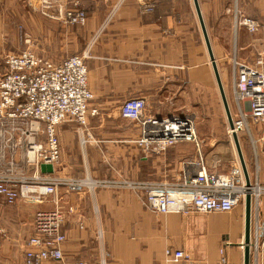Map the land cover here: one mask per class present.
I'll use <instances>...</instances> for the list:
<instances>
[{
  "label": "crops",
  "instance_id": "obj_1",
  "mask_svg": "<svg viewBox=\"0 0 264 264\" xmlns=\"http://www.w3.org/2000/svg\"><path fill=\"white\" fill-rule=\"evenodd\" d=\"M55 1L63 10L83 9L87 20L84 25L64 26L53 18L54 21L44 23L39 17L38 28L52 30L53 24L56 40L54 53L42 52L43 56L61 61L71 55L84 54L89 85L95 96L90 107L98 109V114L88 117L86 131L92 135V140L85 147L81 144L83 134L76 122H66L58 128L61 157L56 175L124 177L166 183L181 180L184 168L182 147H174L176 144L162 154H144L134 142L140 132L139 124L121 116V105L129 98L141 97L146 101V114L155 117L179 114L191 109L190 106L206 105L207 91L212 85V66H209L207 45L194 0ZM16 2L0 0V14L22 8V14H28L25 25L31 29L36 22L30 16L39 14L36 9L39 0ZM144 2L155 3L154 10L145 12ZM230 2L210 0L205 5L202 0L198 1L216 63L226 53L222 47L228 46L238 60L245 59L256 65L258 58L264 59V0H235L234 6L239 11L259 22L260 30L255 34L246 28L238 30L235 27ZM59 7L50 12L57 15ZM224 18L229 21V34L222 39L217 32L221 30ZM235 107L237 117L236 99ZM216 126L215 121L204 118L203 124L198 123L199 138L208 136L209 130ZM228 127L227 118L224 129L228 130ZM252 129L256 130L251 124V133L248 134L255 145L258 137L253 136ZM237 135L242 150L240 139L243 133ZM231 138L224 135L220 140L215 136L210 147L203 152L209 170L225 183L233 179L232 170L236 167L242 169L245 181L233 136ZM242 155L251 184L259 182L264 185V179L260 177H255L253 182L254 170L258 167L256 152L252 154L243 150ZM263 159L259 158L261 171ZM57 198L65 213L64 259L40 264H164L168 248L184 249L198 261L220 260V251L224 249L229 262L243 264L244 251L239 248V243L244 239V232L239 233L241 230H237L239 224L236 222L231 226L227 224V227L222 225L219 220L222 217H217L218 214L157 213L147 206L144 193L129 189L97 188L92 192L60 187ZM254 202L252 195V208ZM241 205L244 207L242 220L245 229V198ZM51 206L23 200L8 204L0 197V264H24L26 242L34 233L35 214ZM255 213L264 220L263 195L259 200V211L255 208ZM200 214L219 220L215 236L221 239V244L210 254L199 255L192 249V222ZM232 239L240 250V257L235 261L228 250L233 245ZM260 258L259 263L264 264ZM250 262L256 264V257Z\"/></svg>",
  "mask_w": 264,
  "mask_h": 264
},
{
  "label": "built area",
  "instance_id": "obj_2",
  "mask_svg": "<svg viewBox=\"0 0 264 264\" xmlns=\"http://www.w3.org/2000/svg\"><path fill=\"white\" fill-rule=\"evenodd\" d=\"M142 5L145 12L154 10L149 3ZM51 7V0H42L45 16L67 25L86 23L87 15L79 7L67 10L59 7L57 15L50 12ZM239 15L237 11L238 26L246 27L252 34L260 30L258 21ZM262 66V57L257 60V66L234 59V95L239 113L233 121L234 128L227 130L232 137L234 131L250 132L251 124L255 127L260 134L257 141L262 144V149L256 152L257 163L264 157V70L259 68ZM5 68L0 77V197L8 204L19 200L54 204L53 208L36 212L34 233L26 242L24 264L64 259L65 213L57 198L60 187L92 192L97 188L129 189L144 193L147 206L154 212L183 215L229 213L244 201L248 191L254 190L246 186L242 169L238 167L232 170L233 179L229 183L209 170L191 114L150 116L141 97L125 100L121 116L138 122L140 132L134 142L144 154H162L179 143L194 145L193 154L182 158L181 180L166 183L124 177L58 176L55 173L61 157L58 128L66 122H76L85 147L92 140L86 131L88 117L98 114L97 108L90 107L95 96L89 85L85 55L75 54L54 62L24 50L8 54ZM42 164H52L54 173H42ZM256 186L260 193L254 192L253 206L256 204L259 211L264 185L257 182ZM255 221L249 247L256 264H260L259 257L264 255V220L257 213ZM245 247L242 239L239 248L244 251ZM220 253V260L198 261L184 249L168 248L164 264H232L226 259L224 249Z\"/></svg>",
  "mask_w": 264,
  "mask_h": 264
},
{
  "label": "rangeland",
  "instance_id": "obj_3",
  "mask_svg": "<svg viewBox=\"0 0 264 264\" xmlns=\"http://www.w3.org/2000/svg\"><path fill=\"white\" fill-rule=\"evenodd\" d=\"M202 1H203V4H205V5H207V2L208 3L210 2V0H202ZM230 1L231 2L228 5L230 8V12H231L230 14L233 15V17L235 18V20H234L235 27L238 28V30L240 28H246L244 26H238L236 24L235 12H237V11L240 12L241 15H239V17L240 16L250 17V16L241 10L239 11L238 10L239 8L234 6L235 0H230ZM19 2H22V0H17L16 3H19ZM51 2H52V7L50 8V10H52V8H54V10H57L59 5L56 3L55 0H51ZM150 5L156 6L155 3H152ZM36 9L40 15L38 14L39 15L38 16L36 14V16H30L31 20L36 22V25L31 26V29L25 25V16L28 14L23 15L22 14V8H14L13 11L9 14H7V13L0 14V77L5 73V70H6V68H5V57L8 54L19 53V52H22L24 50H31L32 52L36 53L38 56L46 58L43 56L44 55L43 53L50 51L53 54L54 51L56 50V44H55L56 40L54 38L55 33H54L53 24H51L52 30L50 28H46V27H44L43 29L38 28L39 17L42 19V22H44V23L47 22V20L49 22L53 19H51L50 17H47L43 14V12H42V0H39V6H37ZM194 17L196 19V23H197L199 33L202 36L201 28H200V25H199V22L197 19V14H196L195 10H194ZM250 18H252V16ZM185 19H186V17H185ZM58 22H60V21H58ZM60 23L64 26H72V25H67L63 22H60ZM43 26H44V24H43ZM228 26H229V21L224 18L222 20V23H221V30L219 32H217L218 35L222 37V39H225L229 34V31L227 30ZM194 37H196V35L192 37L193 43L196 41V39ZM197 39H198V37H197ZM60 41L61 40L59 39L58 44H60ZM219 41H221V40H219ZM57 49H58V47H57ZM222 50H223V53H225V51H226V53L224 54V58H221L219 60V62H217V63H218V69L220 72L222 83L224 86L226 98L228 101L230 113H231V116L233 118V116L235 117V113H236L235 95H234L233 61H234V59H237V58L235 57V55H233L232 48H230L228 46H223ZM207 56H208V52H207ZM46 59L54 61L53 59H50L49 57ZM208 60H209V66L211 67L212 64H211V60H210L209 56H208ZM257 60H256V65H251V63H249L248 60L245 61V59L241 60V61L246 62L248 65H251V66H257ZM54 62H58V61H54ZM259 68L264 70L263 66L259 67ZM211 72H212V74H211L212 85H211V90L207 91L208 92V96H207L208 98H207L206 105L205 106L201 105V107L190 106L191 109H188L187 111L185 110L184 112L179 113L182 115L191 114L194 117V121L196 123L197 129H198V123L202 122V124H203L204 118H209V119H212L213 121L216 122V124H217L216 128L210 129L208 136H204L202 139L199 138L201 145H202L203 152L205 149L210 147V143L212 140H214L213 138H215V136H219L220 140L223 139L224 135H226V138H230V140L232 139L228 133H227L228 135L226 134L227 129H224L226 127L227 115H226V111L224 109V105H223L221 98H220L219 89H218L217 82L215 80V76H214V72H213V67H212ZM233 113H234V115H233ZM235 119H236V117H235ZM220 123H221V127L219 126ZM240 133H243V135L241 136V139H240V142H242V146H243L242 152H243V150L244 151L248 150V151H250V153L255 154V152H257V150L259 151L261 143L256 142L255 143L256 147H255V145H253V143L251 141L250 135L248 134L249 131H244V132L242 131ZM250 133H251V130H250ZM252 133H253V136H255V138L260 136V134L257 130L252 129ZM179 146L182 147V156L183 157L192 155L194 152V149H195L194 145L192 143H179L174 147H179ZM223 147L224 146H222V148ZM256 163H257V159L255 161V164ZM257 164H258V167H255V170H254L255 173L253 174V182L255 181V177H258V178L260 177L261 180L264 179L263 173L261 171V162L259 161V163H257ZM256 184H254V185H256ZM44 204H47V203H44ZM48 204H50V203H48ZM241 204L236 206L233 211H231L229 213L218 214V216H217V217H222L219 219L220 222L222 223V225L225 224V226H226L228 224V226H229V224H230V226H231V223L233 224L235 222H236V225L239 224L237 226V230H239V231L241 230L239 232L240 234L244 232V226H243V220H242V213H243L244 207ZM52 205L53 206H51V208L54 207L53 203H52ZM255 208H256V206L254 205L252 208L253 209L252 210V235L255 232V226H256L255 216L257 214L255 213ZM219 220H218V222H219ZM218 222L213 217H211V216L209 217V216H205V215L202 216V214L198 215L197 218L194 219V221L192 222L193 228L191 229V232H192V236H193V240H192L193 248L192 249L196 254H199V255L200 254L201 255L202 254H208V253L210 254L211 252H213L219 248V245L221 244V239H218L215 236V230L218 229L217 225H219ZM232 240H233V245L229 246L230 248L228 250L230 252L229 254H232V256L234 257L233 260L235 261V260H237V258L240 257V250H238L239 248H238V245H237V242L235 241V239H232ZM253 258L254 257L251 254V259L253 260ZM262 258H263V262H264V255H262ZM262 258H260L261 261H262ZM250 264H251V262H250Z\"/></svg>",
  "mask_w": 264,
  "mask_h": 264
},
{
  "label": "water",
  "instance_id": "obj_4",
  "mask_svg": "<svg viewBox=\"0 0 264 264\" xmlns=\"http://www.w3.org/2000/svg\"><path fill=\"white\" fill-rule=\"evenodd\" d=\"M194 3H195V8H196V11H197V14L199 17V21L201 24L202 32H203V35L205 38V42L207 45V50H208V54H209L211 64L213 67V71L215 74L216 82H217V85H218V88L220 91V95H221V98H222V101L224 104V108H225V111L227 114L228 122H229L230 128L233 129L234 128L233 120H232V116L230 113L228 101L226 98L224 86H223L222 79L220 76V72H219V69H218V66L216 63V59H215L213 50H212V46L210 44L209 36H208L207 30L205 27L204 19L202 17V13L200 10L198 0H194ZM233 140L235 142L236 149H237V152H238L241 164H242L243 172L245 175L246 186L250 188L252 186V184H251V181H250L248 173H247L246 165H245L244 158L242 155V150H241L240 143L238 140V135L236 133L233 134ZM41 171H42V173H54L53 165L52 164H42L41 165ZM251 215H252V194H251V192H247L246 196H245V229H244V241L246 243V247L244 250L243 264H250V260H251V253H250V247H249L250 236H251Z\"/></svg>",
  "mask_w": 264,
  "mask_h": 264
},
{
  "label": "bare ground",
  "instance_id": "obj_5",
  "mask_svg": "<svg viewBox=\"0 0 264 264\" xmlns=\"http://www.w3.org/2000/svg\"><path fill=\"white\" fill-rule=\"evenodd\" d=\"M234 133L238 134L237 131H234L233 134H234ZM232 136H233V135H232ZM251 187H254V188H253L254 190H250V191H248V192H251L252 195H254V192H256L257 195H259V193H260V188L257 190V187H258V186H256V185H252ZM251 187H250V188H251Z\"/></svg>",
  "mask_w": 264,
  "mask_h": 264
}]
</instances>
